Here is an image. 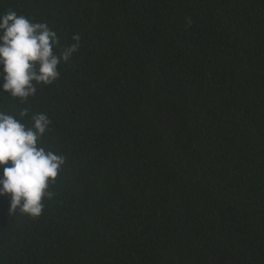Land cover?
Returning a JSON list of instances; mask_svg holds the SVG:
<instances>
[{
    "label": "trees",
    "instance_id": "16d2710c",
    "mask_svg": "<svg viewBox=\"0 0 264 264\" xmlns=\"http://www.w3.org/2000/svg\"><path fill=\"white\" fill-rule=\"evenodd\" d=\"M6 9L47 23L58 54L81 41L26 103L0 95L46 113L42 146L65 159L40 217L0 196V264H264V0Z\"/></svg>",
    "mask_w": 264,
    "mask_h": 264
},
{
    "label": "clouds",
    "instance_id": "9594fccd",
    "mask_svg": "<svg viewBox=\"0 0 264 264\" xmlns=\"http://www.w3.org/2000/svg\"><path fill=\"white\" fill-rule=\"evenodd\" d=\"M72 39L74 43L58 54L60 38L47 23L11 9L0 12V95L26 103L36 95V85H52L60 77L59 66L79 50L81 37ZM51 125L46 113L0 108V196L10 195V215L40 217L43 201L55 196L50 185L65 159L42 146Z\"/></svg>",
    "mask_w": 264,
    "mask_h": 264
}]
</instances>
